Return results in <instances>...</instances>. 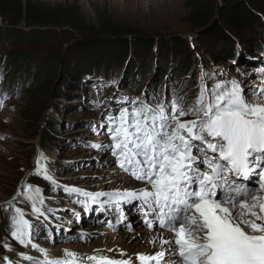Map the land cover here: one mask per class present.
Returning <instances> with one entry per match:
<instances>
[{"label": "rangeland", "instance_id": "obj_1", "mask_svg": "<svg viewBox=\"0 0 264 264\" xmlns=\"http://www.w3.org/2000/svg\"><path fill=\"white\" fill-rule=\"evenodd\" d=\"M22 1L47 9L72 10L86 28L94 29L89 38L99 36L103 40L101 45L77 47L75 42L82 36L79 39L80 34L65 22L42 28L0 18V95L6 97L0 107V205L16 195L26 178L43 190L47 206L58 210L59 219L51 217L49 228L41 226L34 235L41 247L63 244L74 251V245L88 247L116 232L106 223L115 222V213H102L105 216L101 220L92 222L89 216L96 214L84 212L74 202V195H66L62 188L53 191L47 181L29 175L40 152L49 158L48 167L60 185L112 191L118 187H110L99 173L112 169L115 158L103 148L89 146L110 143L104 130L99 135L95 130L107 113L117 112L138 98L164 102L173 96L186 97L187 105H191L202 76L208 87L214 81L234 80L239 74L248 91L255 86L264 88L255 85L260 78L253 80L259 74L264 76V67L258 66L264 59V0H246L249 22L237 32L224 28L227 37L217 31L213 34L222 24L219 5L210 24L197 28L190 22L187 0ZM104 25L115 27L127 43H108L107 36H100ZM137 35L154 38L155 42L134 43L131 40ZM18 206L26 213L31 211L27 203ZM73 210L80 213L79 219ZM27 218L32 219L30 215ZM138 221L129 232L135 237L140 232L137 227L145 225ZM8 225L7 215L0 208V264H6L4 257L19 260V253L41 258L12 239ZM88 226L91 230L86 231ZM99 228L102 232H92ZM81 234H87L86 238L75 239ZM5 242L13 251L5 249Z\"/></svg>", "mask_w": 264, "mask_h": 264}, {"label": "snow or ice", "instance_id": "obj_2", "mask_svg": "<svg viewBox=\"0 0 264 264\" xmlns=\"http://www.w3.org/2000/svg\"><path fill=\"white\" fill-rule=\"evenodd\" d=\"M260 93L264 88L249 94ZM5 98L0 95V107ZM187 116L192 119H183ZM95 130L97 135L104 130L110 143L89 146L106 150L115 158L113 167L140 186L95 192L62 186L43 152L29 175L47 181L53 191L62 188L74 195L84 212L115 213V223L125 220V205L135 206L145 226L155 227L149 243L157 250H119V258L100 249L93 254L49 252L34 235L41 226L49 228L58 210L48 207L43 190L26 178L0 208L7 215L11 238L41 258L19 253L17 261L4 257L6 264H264V104L248 103L236 80L214 81L208 87L202 76L191 105L186 97L164 102L138 98L107 113ZM24 203L30 213L18 206ZM73 215L80 218L75 210ZM106 223L115 229L112 220ZM48 236L52 238L51 232ZM3 246L13 251L9 243Z\"/></svg>", "mask_w": 264, "mask_h": 264}, {"label": "trees", "instance_id": "obj_3", "mask_svg": "<svg viewBox=\"0 0 264 264\" xmlns=\"http://www.w3.org/2000/svg\"><path fill=\"white\" fill-rule=\"evenodd\" d=\"M248 1L187 0V9L190 12V22L197 28L207 27L214 17L215 8L219 5V8H222L220 11L222 15V24L217 26L218 28L215 29V32L213 30V34L217 31L218 34L225 35L223 29L226 27H230L231 30L237 32L236 30H238V28L244 26L250 20L249 10L244 8ZM0 18L6 22H15V24L24 23L28 27L39 26L42 28L57 23L60 24V22H65L68 26L72 27L73 30L80 34L79 39H81L82 36L81 40H77V42H75L77 47L85 48L90 45L103 44L102 37L95 36L93 38L90 37V39L89 36H87L89 33H92L91 35H93L95 33L94 29L91 27L86 28L85 25H83V21H81L77 14L72 10L62 11L60 8L57 10L47 9L22 0H0ZM102 29L104 34H100V36H107L108 43H127L128 40L123 41L120 39L119 33L115 27L104 25ZM225 36L227 37V35ZM131 41L138 44L155 42L154 38L149 39L144 35H137ZM173 41L178 43L181 42L179 39H173ZM208 45H210V43Z\"/></svg>", "mask_w": 264, "mask_h": 264}, {"label": "bare ground", "instance_id": "obj_4", "mask_svg": "<svg viewBox=\"0 0 264 264\" xmlns=\"http://www.w3.org/2000/svg\"><path fill=\"white\" fill-rule=\"evenodd\" d=\"M258 63H259L258 66L262 65V67H264V59H262L261 62H258ZM247 66H253V65L248 64ZM262 69L264 70V68H262ZM237 75H235V76L238 77V79H240V75L239 74H237ZM254 75H255V72H254ZM261 75L262 74H259L258 76H256L257 77L256 79L261 78L260 77ZM253 80H255V79H253ZM244 81H245V79L243 80V82ZM243 82L241 83V86L244 84L243 85V88L245 89L244 93H246L248 96L247 101H249V103H252V100L256 96H259V95H250L249 93L253 89H258V87L255 85L261 86L262 84L260 83V80H258L257 82H255V85H254L255 88L248 91L246 89L248 87V85L245 87L246 84ZM260 103L264 104L263 101H260L259 104ZM115 112L116 111H114V113ZM98 140H99V138L96 139V141H98ZM108 159L110 160V157H108ZM112 161H114V160H112ZM108 162L110 163L111 161H108ZM99 175L101 177H103L104 180L106 179L105 180L106 183L110 182V184H109L110 187L124 188L125 186H128L127 188L131 189V188H136V187L140 186L139 181H136L131 176L129 177V175L120 172L115 167H113L112 169H104V170L100 171ZM128 178L131 180V182H130V180H128ZM98 191H100V190H98ZM124 208H125V213H126L125 214V221H123L121 223L120 222L119 223L114 222L115 223V229L111 228L112 231L116 232V235L110 234L109 237H107L101 241H94V242L90 241L91 245H89L88 247H86V245H83V244L74 245V247H73L74 251L79 252V253H83V254H93L96 249H100V250H102V254L113 256L116 258H119V256H118L119 250H124L128 254L153 253V252H155L157 250V248L153 247V245L151 243H149V241L154 236H156V231L154 233H150L149 229H146L145 226H142V227L139 226V227H137V228H139L138 230L140 231L138 233V236L135 237L134 235H130L129 232H131V229L134 226L133 218L139 220L138 222H141L140 224H143L144 219H143L142 214L139 211H137L135 206L125 205ZM128 211H131L133 213L132 216L127 214ZM105 215L109 216V215H111V213L110 214L106 213ZM105 215L100 214V215H96V216H92V217L89 216V218L92 219V222H97V219L101 220ZM126 224H130L131 228L130 229L126 228L125 227ZM85 230L89 231V230H91V227L88 226ZM102 230L103 229L99 228L97 230H92V232H95V231L102 232ZM139 237H142V238H139ZM91 246H93V247L91 248ZM70 248H72V247H70L69 245L65 246L63 244L49 245L46 247V249H48L49 252L51 251V253H53L57 256L61 255L63 250L70 249ZM108 249H113L114 251L113 252H107Z\"/></svg>", "mask_w": 264, "mask_h": 264}, {"label": "water", "instance_id": "obj_5", "mask_svg": "<svg viewBox=\"0 0 264 264\" xmlns=\"http://www.w3.org/2000/svg\"><path fill=\"white\" fill-rule=\"evenodd\" d=\"M243 1H246V0H243Z\"/></svg>", "mask_w": 264, "mask_h": 264}]
</instances>
